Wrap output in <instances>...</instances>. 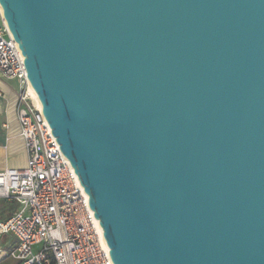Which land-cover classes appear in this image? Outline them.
Instances as JSON below:
<instances>
[{
    "label": "water",
    "instance_id": "95a60500",
    "mask_svg": "<svg viewBox=\"0 0 264 264\" xmlns=\"http://www.w3.org/2000/svg\"><path fill=\"white\" fill-rule=\"evenodd\" d=\"M113 264H264V0H0Z\"/></svg>",
    "mask_w": 264,
    "mask_h": 264
},
{
    "label": "built area",
    "instance_id": "2783aa9c",
    "mask_svg": "<svg viewBox=\"0 0 264 264\" xmlns=\"http://www.w3.org/2000/svg\"><path fill=\"white\" fill-rule=\"evenodd\" d=\"M0 77L18 83L16 116L27 155L23 169L0 171V205H17L0 220V236L16 240L5 255L20 264H113L89 197L30 92L1 4Z\"/></svg>",
    "mask_w": 264,
    "mask_h": 264
},
{
    "label": "crops",
    "instance_id": "0c3cea01",
    "mask_svg": "<svg viewBox=\"0 0 264 264\" xmlns=\"http://www.w3.org/2000/svg\"><path fill=\"white\" fill-rule=\"evenodd\" d=\"M18 83L16 80L0 77V171L23 169L27 155L23 139L19 135L16 116ZM17 209L16 203L5 201L0 205V220L7 219ZM13 237L0 236V264H20L5 254L15 245Z\"/></svg>",
    "mask_w": 264,
    "mask_h": 264
},
{
    "label": "bare ground",
    "instance_id": "6f19581e",
    "mask_svg": "<svg viewBox=\"0 0 264 264\" xmlns=\"http://www.w3.org/2000/svg\"><path fill=\"white\" fill-rule=\"evenodd\" d=\"M30 92H31V94H32L33 98L35 99V101H36V103H37L38 107H40V108H41V104H40V102H39V100H38V98H37V96H36L35 92L33 91V89H32L31 87H30Z\"/></svg>",
    "mask_w": 264,
    "mask_h": 264
}]
</instances>
